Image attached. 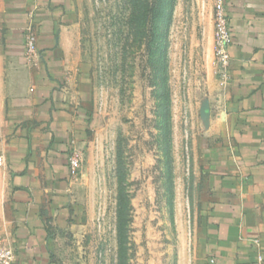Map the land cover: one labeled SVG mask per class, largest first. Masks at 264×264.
I'll return each instance as SVG.
<instances>
[{"label":"rangeland","instance_id":"1","mask_svg":"<svg viewBox=\"0 0 264 264\" xmlns=\"http://www.w3.org/2000/svg\"><path fill=\"white\" fill-rule=\"evenodd\" d=\"M216 0H77L72 25L87 84L77 264H197L209 154L229 141L215 59ZM7 17L0 0V157ZM6 173L0 165V227ZM5 236L1 233L0 238Z\"/></svg>","mask_w":264,"mask_h":264},{"label":"crops","instance_id":"2","mask_svg":"<svg viewBox=\"0 0 264 264\" xmlns=\"http://www.w3.org/2000/svg\"><path fill=\"white\" fill-rule=\"evenodd\" d=\"M8 28L2 85L10 140L4 154L1 233L16 264H77L84 232L71 152L86 144L88 87L72 25L77 0H3ZM234 34L224 86L229 141L209 154L195 236L197 264L264 263V0H227ZM38 60L25 55V29Z\"/></svg>","mask_w":264,"mask_h":264},{"label":"built area","instance_id":"3","mask_svg":"<svg viewBox=\"0 0 264 264\" xmlns=\"http://www.w3.org/2000/svg\"><path fill=\"white\" fill-rule=\"evenodd\" d=\"M215 26V59L219 67V75L223 86L231 81V53L234 34L228 11L227 0H216L214 8ZM25 55L28 63L33 64L39 58L37 34L33 25L25 29ZM5 162L0 157V165ZM72 174L79 178L83 175V156L79 150H73L69 158ZM16 250L5 238H0V264H16ZM264 264V263H262Z\"/></svg>","mask_w":264,"mask_h":264}]
</instances>
